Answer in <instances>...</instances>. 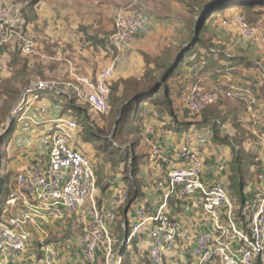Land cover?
<instances>
[{"label": "crops", "instance_id": "0c3cea01", "mask_svg": "<svg viewBox=\"0 0 264 264\" xmlns=\"http://www.w3.org/2000/svg\"><path fill=\"white\" fill-rule=\"evenodd\" d=\"M162 1L168 4V0H153V3L157 4L154 5V8L161 7ZM122 4L123 0H38L34 6L32 18L27 17L26 19V29L36 45V53L33 55H20L21 58L27 60L26 67L22 68L23 73L21 76L19 74V77L15 78L14 71L18 72V69L10 67L9 61L13 52L6 51V49L1 51V60L7 62L10 67V80H16V85L20 87V81L24 83L30 81V73L34 70L33 73L38 78L43 76L47 79H67L66 81H68L71 79L68 71L69 63L73 65L76 73L93 78L108 60V56L105 55L104 51L113 29L111 16L114 15L116 8ZM231 10L232 8L228 9L229 12L227 11L222 19L220 18L223 27L216 24L220 27L221 34L217 30L214 32L211 30L212 34L217 35L216 44L228 43V38L231 37L226 30L231 29L226 25L227 16L233 17L230 13ZM170 16L167 12H155L151 19H154L156 23L162 21L167 23V27L170 26L174 31L175 27L171 24L173 20L170 19ZM141 20L143 25L127 48L132 49V52L128 53L126 49L117 55L118 61L113 79L115 77L137 76L131 68H127L128 71L125 72L123 63L125 58L134 51L146 50L142 47L143 41L140 40V36L145 31L152 35V21L148 23L146 17H141ZM216 25H212V27ZM239 56L245 57L243 54ZM245 58L249 59L248 57ZM220 63L222 66L227 65L222 60ZM201 67L200 65L196 66L195 74H197V78L187 77L188 70L186 68L179 76L178 82L180 88H183V94L188 91L194 80L203 79L201 74L204 72L206 78H208L204 84L205 87L211 88L214 82L219 81L220 83L218 82L217 85L225 86L224 88L227 90L228 88H235L245 92L246 96H249L246 92H250L251 97H254L258 102L256 107L259 109L263 107L262 109H264V93L260 92L263 84L258 83L260 82L259 75L255 76L258 66L245 68L242 64H239L226 68L215 66L201 69ZM232 73L235 75L238 73L235 81L227 79V75L232 76ZM248 86L253 88H246ZM180 88L178 92H182ZM62 90V85L58 84L57 89L39 92V99L33 100L27 107L23 117L7 133L9 134L8 141L3 147L4 173L5 175L12 173L11 187H13L14 178L19 172L27 169L34 161L47 160L54 127L53 120L55 118L74 120L77 122L78 128L72 133L70 145L85 154L91 164L98 168L94 193L98 209L105 215L120 194H127L128 181L123 177V162L112 164L115 158L109 155L106 148L101 147L103 142L97 141L107 136V118L103 120L99 115H96L98 113L86 107H82L86 118H79L82 112L77 113V109L68 107V95ZM182 96L183 110L187 112ZM259 113H261L260 117L263 120V130L260 132L262 135L264 133V110ZM88 123L100 128L102 134H93L87 129L83 131L84 125ZM157 126L159 127H155L153 119L149 122L145 118L142 128L143 138L137 141L131 151L132 155L137 156L139 169L137 177L140 180L141 196L129 208L123 207L124 204H122L116 211L114 222L106 219L110 232L114 236L118 234L117 231L121 232V239L123 240L127 235L125 227L127 226V229L130 230L131 226L138 221L137 211L139 209H143L149 215L162 202L167 191L165 179L168 170L171 168V162L182 165L179 158L175 156L177 150L180 152L183 150L194 151L197 155H200V158L203 157L201 160L207 166L202 175L205 185L212 184L216 179H221L225 184L228 182L227 161L231 157L229 146L217 145L210 138L183 137L179 132H174L169 128L166 129V127L159 124ZM260 143L261 152L255 154V160L260 161L257 167L262 170L264 168V138H261ZM245 146H251V144H243L245 149H250ZM152 147L158 148L160 155H153L151 153ZM221 165L222 168L219 169L218 167ZM252 177L253 174L248 177L246 190L254 193L259 190V186L257 190L254 189L251 181ZM110 186L114 187L113 192L109 191ZM198 196L196 193L191 198H179L176 195L169 197L165 212L170 218L179 221L185 236L182 239L178 238L174 244L166 248L163 254V264H193L192 257L189 253L183 252V248L189 249L196 235L205 228V220H208V215L202 210L201 206L193 204V200L197 199ZM134 203L138 205L132 212L131 207ZM85 213L86 205L80 207L74 213L67 214L63 220H51L49 224L44 226L46 235H42L36 228H31L26 250L15 257L12 264H34L41 256L46 244L56 250L57 264H89L85 261L80 246V236L89 221ZM79 217H82V219L77 223ZM154 226L155 224L148 222L145 231L154 228ZM123 242L121 250L127 264H149L145 254L151 245V240L146 233L137 234L129 242ZM98 255L100 256V253ZM98 257L95 259L97 262L100 260ZM255 264H264V254L258 258Z\"/></svg>", "mask_w": 264, "mask_h": 264}, {"label": "built area", "instance_id": "2783aa9c", "mask_svg": "<svg viewBox=\"0 0 264 264\" xmlns=\"http://www.w3.org/2000/svg\"><path fill=\"white\" fill-rule=\"evenodd\" d=\"M23 7L18 2L0 5V69L1 51L4 48L18 50L22 55L36 53V45L26 29ZM236 19L244 36L252 37L253 28L246 20L241 16ZM142 25L141 17L134 12L128 9L118 11L104 51L108 56L106 64L92 78L76 73L69 63L71 79L63 82L62 91L86 104L95 113H110L109 82L117 65V55L131 45ZM58 84L39 80L26 85L18 96L19 102L11 108L10 121L19 111L23 116L27 107L39 97V92L57 89ZM219 97L217 88H206L196 83L183 94L182 100L187 111L196 115L216 103ZM53 123L47 160L34 161L15 176L14 185L0 207V264H12L14 258L26 250L31 228L46 235L44 226L51 220H63L67 214L76 212L84 205L85 215L89 218L80 236L85 261L93 263L100 253L106 264H120V250L114 248L117 238L110 232L106 219L115 221L116 211L127 194H120L105 215L102 214L95 199L94 168L85 154L70 145L72 133L78 128L77 122L55 118ZM151 153L160 155L156 147H152ZM179 160L182 165L171 162L165 179L167 191L162 202L149 215L143 209L137 211L138 221L131 226L125 241L146 233L151 240L145 254L147 262L163 264L166 248L185 236L179 221L166 214L167 201L171 196L191 198L197 193L199 196L193 200V204L201 206L208 220H205V228L189 247L193 264H255L264 254V170L258 176L259 190L244 206L245 211H250L246 229L236 225V207L227 185L221 179L214 180L210 185L204 184L202 175L207 166L197 153L183 150ZM218 168H222V165ZM81 219L79 217L77 223ZM148 222L155 226L145 231ZM42 251L34 264H57V253L52 246L46 244Z\"/></svg>", "mask_w": 264, "mask_h": 264}, {"label": "rangeland", "instance_id": "374dc122", "mask_svg": "<svg viewBox=\"0 0 264 264\" xmlns=\"http://www.w3.org/2000/svg\"><path fill=\"white\" fill-rule=\"evenodd\" d=\"M30 1L31 0H0V5L9 2L21 3L24 6L22 12H23V17L26 20L27 17L32 18L33 16L32 11H30V9L32 8V5H30ZM184 1L168 0V4H165V2L162 1L161 7L158 6L157 8H154V5L157 4H154L153 0H123V4L120 5L118 8H116L117 10L115 11L114 15L111 16L114 22V17L118 11L128 9L134 12L139 17H146L148 23L152 21V23L150 22L152 26V35L148 34L145 31L140 36V40L143 41L142 47L146 48V50L134 51V53H132L131 55L125 58V61L123 63V67H124L123 70H125V72L128 71L127 68H131L133 69V71H135L136 73L135 75L137 76H127V77H118V78L115 77L114 79L112 78L110 80L111 111L109 115L106 114L107 116L96 114L99 115L103 120L107 118L106 119L107 134L109 133L110 135L113 131L114 132L116 131L114 143H116L118 147H121L126 150L128 149V155L126 152L125 155L122 156L125 159H123V161H120L123 162L124 179L126 176H129L131 171L132 165H131L130 154H131V149L133 148L132 143L139 140L140 138H143L142 128L145 118L148 119L149 122L152 121L153 119L155 127H159L157 126V124H159L160 126L166 127V129L169 128L174 132H179V134L182 135L183 137L192 136L195 137L196 139L210 138L212 141H213L212 137H214V134L211 126H212V122L214 121L215 123H217L216 124L217 134L221 138L220 140H216L217 142L216 141L214 142H216L217 145L229 146L231 150V157L229 161H227L228 171H229V164L232 159L231 144L235 143L237 147L238 146L242 147L243 144L246 143H249V145L251 144V146H245L246 148H250V149H245L246 150L245 152L252 155L251 158L252 161L254 159V155L259 151L261 152L260 141L261 138H264V133L262 135L260 133L263 130V120L261 119L260 117L261 113L259 112L264 110L262 109L263 107L261 106L262 108L260 109L256 107L258 105V102L257 100L254 99V97H251L252 95L250 94V92H246L249 95L246 96L245 92L239 91L235 88L234 89L228 88L227 90L226 88H224L225 86L223 87L217 85L219 81L214 82L213 85L211 86V88H217L220 91L219 101L214 103L213 105L208 106L207 109H205V111H203L201 114H196V115L190 114L189 112L183 110V103L181 101V96L184 91L182 90L183 88H180L178 79H176V77H172L166 82L168 83L172 91V95L170 96L169 102H167L164 97H160V99L157 102H152L149 100L151 94L144 95L139 100L134 102L132 106V110L130 112V116L126 120H123L120 124H118L117 118L119 117V111L122 106L121 101L131 96L130 88H132L133 86L132 80L140 78L141 74L144 73L143 71H145L146 69L143 53L148 54L152 62L158 60L159 61L164 60L169 56L173 55L174 53H176L179 47L188 39L189 25H191L194 19L199 18V16L201 15L202 11L201 10L199 11L198 9L204 6V4L209 2V0H205L202 3H199L198 0H184ZM235 7L236 8L232 7V10L230 11L233 17L227 16L226 18V25L228 28L229 27L231 28V29H226L228 33L231 35V37L228 38L229 40L228 43L226 42L224 44L219 43L216 44V47L215 44H212V47L214 46L213 49L216 50L221 49L223 51H226L231 55L239 56L243 54L245 55V57H248L252 62H254V64H257L256 66H258L257 72L255 73V76L258 74L259 75L258 77L260 78L259 80L260 82L258 83L264 84V0H259V2H257L251 8L245 9V8H240V6L238 7L235 6ZM228 9L231 8L228 7L225 8V6L224 7L219 6L217 10L216 9L213 10V14L210 16V23H209V26H211V30H213V32L217 30V32L221 34L220 33L221 30L219 28L223 27L224 25L221 24L222 21L220 20V18L222 19V17L227 13ZM155 12H167L168 15H171L170 19L173 20V23L171 24L173 27H175V30L173 31L170 28V26L167 27V23L163 21L156 23L154 19H151V16H154ZM237 16L243 17L248 23V25H250V27L253 28L252 30L254 31V33L252 37L244 36L241 28L237 23L238 22L236 19ZM216 24L217 25L219 24L220 27H218ZM212 25H216V26L212 27ZM205 37H210V35L206 34ZM5 49L6 51H9L8 48ZM127 52L131 53L132 49H127ZM205 54L206 53H204V49H201L200 56L195 55L194 56L195 58H190L193 59L194 63L192 67H190V70L188 69L187 77H191V79L197 78L196 77L197 74H195L196 65L197 63L203 60L204 58L203 55ZM10 67L8 66L7 62L2 61V68L0 69V135L3 134L5 130H7V127L10 123L9 118H7L6 116V113L3 114L7 106V103L9 101L7 95H13L14 93H17L14 96L16 97V99H14L13 102V106H14V104L16 105L19 102L18 96L20 92L23 90L22 88L26 86V84L29 85L30 83L33 84L39 80H45L51 82L56 81L59 82L60 85H63V82L67 80V79L59 80V79H50V78L47 79L43 76H40V78H38V76H36V74L33 73L34 70H32L33 72L31 71L32 73H30L29 76L30 81L27 83L20 81L21 86L18 87V85H16L17 83L16 80L14 81L10 80ZM238 73L237 75L232 73V76L227 75V79L235 81L238 76ZM201 76L203 77L202 80L199 81L194 80L192 84L197 83L204 86L208 78H206L204 72L201 74ZM178 86L182 90V92L181 91L178 92L179 90ZM261 91L264 93V90H262V88H260V92ZM155 95L161 96L162 91L161 90L158 91ZM74 102L77 105L85 106L84 103L79 102L77 99H74ZM21 112L22 111H19V113L12 116V120L14 121V123L19 122V120L23 117ZM9 114L11 115V110ZM205 117L212 119V121L206 124L203 121ZM162 122L164 124H161ZM202 129L203 131H201ZM8 137L9 134L7 133L3 136L4 144L7 143ZM97 141H100V143H102L103 139L101 140L98 139ZM113 149H115V147ZM116 153L118 152L116 151ZM175 156L179 158L180 151L177 150L175 152ZM199 156L200 155H198V157ZM112 157L116 159L117 156L113 155ZM201 158L203 157L201 156ZM259 162L260 161H255L254 164L249 167L251 175L253 174V177L251 178L252 185L256 190L258 186L260 187L259 177H258L260 171L257 167V163ZM7 163H9V161H7ZM92 166L94 168L95 176H97L96 173L98 168L94 167L93 164ZM100 167L102 169H105L102 166ZM135 177L138 179L137 176ZM226 185L228 187V193L230 195L229 183L227 182ZM11 186H12V173H8L7 175H5L4 183L0 187V206L4 205L5 199L8 197V194L12 189ZM109 191L113 192L114 187L110 186ZM230 197L233 198V196L231 195ZM137 205L138 204L136 203L132 205L131 207L132 212L137 208ZM237 205L238 204L235 203V207H236L235 212L237 218L235 222L236 225L240 227L242 222L241 220H243L242 217L244 218V221L245 219H248V217L250 216V211H245L246 215H243L237 209L238 207ZM223 221L226 222L225 218H223ZM116 233H118L115 235L117 238V242L114 248L116 250L119 248L121 255L120 264H124L125 256L122 253L121 245L122 243H124L123 241H125L126 239L124 240L121 239L122 237L121 232L117 231ZM183 252L189 253V249H183ZM98 259H100L98 262L95 260L93 263H89V264H106V260L102 256V254H100Z\"/></svg>", "mask_w": 264, "mask_h": 264}, {"label": "trees", "instance_id": "16d2710c", "mask_svg": "<svg viewBox=\"0 0 264 264\" xmlns=\"http://www.w3.org/2000/svg\"><path fill=\"white\" fill-rule=\"evenodd\" d=\"M38 0H31L30 5H32V8L30 11H32V14L34 12V6ZM181 1V0H180ZM184 1V0H183ZM199 3H202L205 0H198ZM209 0L208 3L204 4L201 8L198 10L202 11L199 18L194 19L189 25L188 28V39L179 47L176 53L169 56L168 58L161 60V61H151V58L148 54L143 53L144 62L146 64V69L144 73L141 75L140 78L133 79V86L130 91V97L126 98L125 100L121 101V109L119 111V117L117 118L118 124H120L123 120H126L130 116V112L132 110V106L134 102L139 100L144 95H149V100L152 102H157L160 97H164L167 102L170 101V96L172 95V91L166 83L170 78L176 77V79L179 80V76L182 75L184 70H190V67H192L194 61L190 58H195V55L200 56V50L204 49L205 55H203V60L197 63L196 66L200 65L202 66L201 69L204 67H219V68H226L234 65L242 64L244 67L249 68L252 66H256L257 64H254L251 60L237 56V55H231L228 54L226 51L223 50H216L213 49L212 44L216 43L217 41V35L212 34L211 32V26H209L210 23V16L213 14L214 9H218L219 6H225L228 8H236L235 6H240V8H251L253 7L259 0ZM185 2V1H184ZM187 3V2H186ZM23 10V9H22ZM224 12V11H223ZM210 35V37H205V35ZM193 41V42H192ZM214 42V43H213ZM5 49V48H4ZM200 49V50H199ZM11 55V59L9 61L11 67L18 68V72L14 71V77L18 78L19 74L23 73V69L26 67L27 60L21 59V53L18 50H13ZM24 60V61H23ZM225 61L226 66H222L220 61ZM152 64V65H151ZM21 65V66H20ZM20 66V67H19ZM186 68V69H185ZM28 85V84H27ZM25 87V86H24ZM23 87V88H24ZM110 87V82H109ZM22 88V89H23ZM246 88H253L251 86H248ZM262 90H264V84L261 86ZM162 91L161 96L155 95L158 91ZM17 93H14L13 95H7V98L9 99L7 106L3 112V114L6 113L7 118H9V125L7 127V130L3 132V134L0 135V187L4 183L5 179V173L3 170V158H4V142H3V136L10 132L15 125L14 121H10L9 112L13 106L14 97ZM110 94H111V88H110ZM68 107L77 109V113L82 112L79 118L85 119V115L83 114L84 111L82 107H86L88 109V106L84 104L85 106H79L74 102V99L68 96ZM207 109V108H205ZM205 109L203 111H205ZM203 111H201L199 114H201ZM188 112V111H187ZM82 116V117H81ZM211 119L208 117H205L203 121L205 123L210 122ZM217 123L214 121L212 122V130L214 137L213 141L220 140V136L217 134ZM91 131L93 134H102V130L98 127H94V125L91 124H85L83 127V131L85 130ZM115 133L116 131L112 132L110 135L107 134L106 137H103V145L102 148H106L107 151H109L110 156H117L115 161H112V164H117L120 161H123L125 159L122 157L127 152L128 155V149H123L121 147H118L116 143H114L115 139ZM109 135V136H108ZM138 141V140H137ZM137 141L133 142V148L135 147ZM217 142V141H216ZM115 147V149H113ZM119 148V149H118ZM132 148V149H133ZM131 149V151H132ZM232 149V159L229 164V174H228V183H229V191L230 195L233 196L232 200L234 204H238L237 209L243 214L246 215L244 206L246 202L256 193L253 191H247V178L250 176L251 172L249 170V167L254 164V159L252 161V155L246 153L245 148L242 146H238L233 143L231 144ZM114 151V153H113ZM116 151L118 153H116ZM130 152V149H129ZM117 154V155H116ZM131 155V171L129 176L125 177V180L128 181V187H127V197L124 201L123 207L129 208L130 205L141 196L140 193V181L135 176H137V173L139 171L138 169V161L136 155ZM122 158H121V157ZM119 161V162H118ZM259 165V163H257ZM258 169L261 171L264 170V168L261 170V168L258 167ZM248 170V173H247ZM1 207V206H0ZM243 220H241V227L247 229L248 219H245L242 217ZM126 232L128 233L129 229H127V226L125 227ZM188 249V248H187ZM124 264H127V261L124 260Z\"/></svg>", "mask_w": 264, "mask_h": 264}, {"label": "water", "instance_id": "95a60500", "mask_svg": "<svg viewBox=\"0 0 264 264\" xmlns=\"http://www.w3.org/2000/svg\"><path fill=\"white\" fill-rule=\"evenodd\" d=\"M193 42V41H192ZM124 238H126V235H125V237Z\"/></svg>", "mask_w": 264, "mask_h": 264}, {"label": "clouds", "instance_id": "9594fccd", "mask_svg": "<svg viewBox=\"0 0 264 264\" xmlns=\"http://www.w3.org/2000/svg\"><path fill=\"white\" fill-rule=\"evenodd\" d=\"M127 236V235H126ZM126 239V238H125Z\"/></svg>", "mask_w": 264, "mask_h": 264}]
</instances>
